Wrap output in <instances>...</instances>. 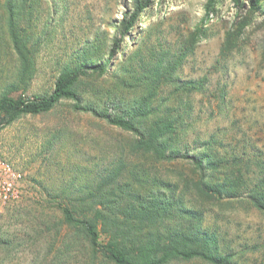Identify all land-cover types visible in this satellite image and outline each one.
Returning <instances> with one entry per match:
<instances>
[{
    "label": "rangeland",
    "instance_id": "rangeland-1",
    "mask_svg": "<svg viewBox=\"0 0 264 264\" xmlns=\"http://www.w3.org/2000/svg\"><path fill=\"white\" fill-rule=\"evenodd\" d=\"M207 2L154 0L130 38L120 42L132 63L138 52L145 64L139 62L128 73L124 57L117 54L104 73L83 76L77 92L85 105L119 112L144 93L135 76L146 70L152 47L157 52L166 46L172 51L186 47L175 81L203 78V90L186 96L175 84H163L152 96L150 116L172 112L181 153H215L221 159L219 170L235 157L240 178L256 182L264 175V0L257 9L249 0L242 6L216 0L205 16ZM132 6L133 0H25L21 26L34 47L36 67L27 93L50 90L66 65L104 61L114 24ZM5 15L0 0V90L16 69ZM132 139L92 113L73 109L70 100L0 128V156L24 173L20 198L0 214V264H99L85 242L69 236L58 205L86 195L111 167L118 168L119 178L141 188L158 180L175 182L184 197L179 189L183 179L197 177L190 162L182 157L155 162L136 155L130 150ZM207 141L210 146L203 145ZM210 207L203 210L202 228L213 231L233 254L232 264H264V211L227 198ZM167 264L209 263L195 258Z\"/></svg>",
    "mask_w": 264,
    "mask_h": 264
},
{
    "label": "trees",
    "instance_id": "trees-1",
    "mask_svg": "<svg viewBox=\"0 0 264 264\" xmlns=\"http://www.w3.org/2000/svg\"><path fill=\"white\" fill-rule=\"evenodd\" d=\"M154 0H133L131 9L125 10L114 24L115 36L111 40L107 57L98 63L78 62L64 66L56 75L50 90L27 93L36 67L34 47L21 26V11L25 0H2L6 12L5 30L9 47L16 57L13 79L0 90V128L18 117L36 115L53 109L61 100H70L75 110L88 111L108 124L129 132L133 139L130 150L134 154L150 156L155 162L172 161L178 157L190 162L197 177L183 179L177 193L175 182L158 180L150 188H141L123 178L111 167L103 179L86 195L69 198L58 205L69 236L81 240L99 264H167L176 259H200L209 264H232L233 254L225 250L217 235L202 228L205 207L215 201L244 200L264 211V175L256 182L245 183L240 178L237 158L231 163L207 151L199 154L181 153L177 144L178 121L174 114L165 111L158 116L152 112V96L163 84H175L181 95L201 92L205 79L176 82L177 69L188 49L172 51L169 46L148 52L146 70L135 79L144 85V93L119 112L110 113L81 103L77 85L89 72L102 74L107 71L112 57L122 55L125 71H136L143 55H124L120 42L130 38L132 30ZM242 6L244 0H231ZM259 8L260 0H249ZM216 0H208L205 16L209 15ZM115 58V57H114ZM142 65L145 64L143 60ZM130 64L129 69L127 65ZM137 65V66H135ZM23 91L15 94L20 88ZM204 146L210 142H204ZM221 171V172H219ZM239 189L241 193L238 194ZM188 194L190 196H188ZM188 196L189 204L186 197Z\"/></svg>",
    "mask_w": 264,
    "mask_h": 264
},
{
    "label": "built area",
    "instance_id": "built-area-1",
    "mask_svg": "<svg viewBox=\"0 0 264 264\" xmlns=\"http://www.w3.org/2000/svg\"><path fill=\"white\" fill-rule=\"evenodd\" d=\"M24 173L9 159L0 156V214L22 194Z\"/></svg>",
    "mask_w": 264,
    "mask_h": 264
}]
</instances>
